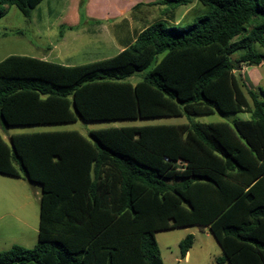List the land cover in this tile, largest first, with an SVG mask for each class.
<instances>
[{
    "label": "trees",
    "instance_id": "1",
    "mask_svg": "<svg viewBox=\"0 0 264 264\" xmlns=\"http://www.w3.org/2000/svg\"><path fill=\"white\" fill-rule=\"evenodd\" d=\"M42 1L0 0V19L11 6L30 18ZM199 1L204 11L193 23L158 20L107 59L0 62L6 128L250 114L88 137L53 131L7 143L0 136V175L41 187L36 245L0 251V264H164L157 232L188 227L210 230L218 264H264V90L235 74L264 62L256 48L264 50V0ZM138 73L141 80H128ZM194 242L193 234L180 241L182 258Z\"/></svg>",
    "mask_w": 264,
    "mask_h": 264
},
{
    "label": "rangeland",
    "instance_id": "2",
    "mask_svg": "<svg viewBox=\"0 0 264 264\" xmlns=\"http://www.w3.org/2000/svg\"><path fill=\"white\" fill-rule=\"evenodd\" d=\"M124 1L131 2L133 0H113L112 7L119 5ZM153 1V0H151ZM192 4L174 6V0H154L157 9L153 13V17H157L166 11L174 9V19L183 20V23L176 24L179 27H186L193 23L198 16L199 9L204 6L199 0H191ZM87 3V2H86ZM81 5V0H43L31 13L30 18H26L23 13L16 7L11 6L8 12L0 19V62L10 55L28 56L37 59H43L49 62L61 65H83L95 61L107 59L115 56L117 46H112L106 41H101L99 35H87L85 27L96 28L99 24L88 21V14L93 13L96 9L93 4L91 10L85 9V5ZM177 4V3H175ZM106 7H101L104 9ZM191 8V10L189 9ZM95 9V10H94ZM136 11L137 8H134ZM86 10V11H85ZM191 11V12H190ZM190 12L188 15H186ZM88 13V14H86ZM132 15V14H131ZM151 15V14H150ZM186 15V16H185ZM91 20V18H89ZM135 19V18H134ZM119 22V20H111V22ZM78 24L81 28L79 34H67V38L59 45V31L61 25ZM139 27H143V23L139 22ZM102 25V24H101ZM100 25V26H101ZM104 25V29L107 30ZM89 29V28H88ZM66 30H63L65 33ZM132 33V29H131ZM64 35V34H63ZM80 36L78 42L72 39L74 36ZM50 45H56V49L48 50ZM115 47V48H114ZM121 47V46H120ZM256 48L264 51L257 44ZM237 55H233L232 59L236 60ZM236 67V63H235ZM235 74L238 75L237 72ZM262 82L257 88L264 90V65L260 69ZM239 76V75H238ZM142 79V74L138 73L128 80L136 83ZM251 101V100H250ZM250 118L248 113H238L234 115H223L215 111L212 115L206 116H181V117H163L154 119H136V120H113V121H94L86 122L79 119L76 123L69 125H40V126H17L6 128L0 123V136L9 143L12 135L29 134L45 131L56 130H76L83 136L88 137L93 130L134 127V126H154V125H180L186 123H231L234 119L247 120ZM41 192L38 184H31L28 181H20L13 177L0 175V217H6L12 206L18 201L14 194H29L31 197V207L25 211V219L28 223L27 227H17L8 223L9 219L0 221V251L9 250L13 245H20L27 249H32L38 240L39 231V213L40 202L36 192ZM20 199V198H19ZM188 234H193L195 242L191 250V258L185 262L180 255L179 243ZM157 241L159 244L161 257L165 264H218L216 258L221 255V249L212 234L205 235L198 227L191 228H172L157 232Z\"/></svg>",
    "mask_w": 264,
    "mask_h": 264
},
{
    "label": "crops",
    "instance_id": "3",
    "mask_svg": "<svg viewBox=\"0 0 264 264\" xmlns=\"http://www.w3.org/2000/svg\"><path fill=\"white\" fill-rule=\"evenodd\" d=\"M111 1L113 0H87L85 9L87 6V9L91 10L90 7L92 4L95 9H96V6H98L97 11H93V13H90V14L86 13L88 14L87 19L88 21H91L92 23L99 24V26H97L96 28H93L90 26L87 28L85 27V29H87L85 34L92 35V36L99 35L100 36L99 39L101 41H106L112 46H117V45L122 44L120 45L121 47L120 46L118 47L119 49H117V47L115 49L116 52L118 53L122 51L125 47L132 44L135 38L137 37V35L143 29L147 28L149 25L153 24L154 22L158 20H161V19L169 20L172 24H175V25L179 23H183L182 19L177 20V21L174 19L175 17L174 9L177 8L179 5L184 4L187 6L188 4H192L191 0H183V2H181L180 4L174 3L175 8L172 9L171 11H166L158 15L157 17H153V13L156 11L157 8L155 6L152 7V5L159 4V3H154V0L153 1L133 0L131 2L124 1L123 3H120L119 5H115L113 7L111 5ZM101 7H106V8L101 9ZM134 8H137V10L134 11L135 10ZM189 9L191 10V8ZM203 11H204V8L199 9L198 13L201 14ZM190 12H188L186 15H188ZM89 18H91V20ZM116 19L119 20V22L117 21L114 23L111 22V20H116ZM139 22L143 23V27H139V24H138ZM106 24L109 25L107 26V30L104 29V25ZM80 29L81 28L77 27L73 30H67L65 31L64 35L61 37L60 31L63 32V30L60 28L59 45L60 43H62V41H64L67 38V34H70V33L79 34V32H82L80 31ZM131 29H132V33H131ZM82 34L84 33L82 32ZM79 38L80 36L77 35V36H74L72 39H74L75 42H78ZM51 49L52 50L56 49V45L54 46L50 45L48 50H51ZM263 65H264V62L257 66L242 65L241 67L237 68L235 72L238 73L239 76L236 74L238 78H240L250 90H258L260 87L259 88L257 87L262 82V76L260 74V69L263 67ZM68 66H72V65H68ZM61 125H69V124H61ZM56 131H76V130H56ZM45 132H53V131H45ZM16 179L20 181L23 180L19 178H16ZM36 194H38L39 200H40L41 192L39 193L37 191ZM14 196L18 198L17 203L12 206L11 210H8L9 211V213L7 214L8 216L0 217V221L8 218L9 219L8 223H11V226L17 225V227L19 228L27 227L28 223L25 219V211L31 207V204H32L31 197L27 193L24 195L17 193V194H14ZM188 228H191V227H188ZM199 229L205 235L212 234L208 228H202V229L199 228ZM190 258H191V250L187 252L186 256L183 259L185 262H188Z\"/></svg>",
    "mask_w": 264,
    "mask_h": 264
}]
</instances>
